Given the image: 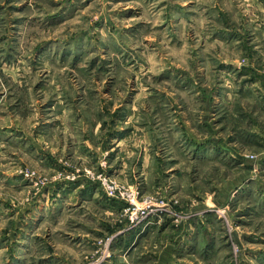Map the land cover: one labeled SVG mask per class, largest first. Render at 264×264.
Returning <instances> with one entry per match:
<instances>
[{
    "label": "rangeland",
    "instance_id": "obj_1",
    "mask_svg": "<svg viewBox=\"0 0 264 264\" xmlns=\"http://www.w3.org/2000/svg\"><path fill=\"white\" fill-rule=\"evenodd\" d=\"M262 23L264 0H0L23 137L0 145V264H264ZM103 178L164 210L133 224Z\"/></svg>",
    "mask_w": 264,
    "mask_h": 264
},
{
    "label": "built area",
    "instance_id": "obj_2",
    "mask_svg": "<svg viewBox=\"0 0 264 264\" xmlns=\"http://www.w3.org/2000/svg\"><path fill=\"white\" fill-rule=\"evenodd\" d=\"M103 184L108 190L110 196L116 197L118 195L117 197H120L129 204L130 219L133 224L141 223L152 215V213L164 210L163 206H154V203L149 198H146L142 203H139L137 200L139 192L137 191L119 187L114 182H109L104 178ZM109 242H111V240Z\"/></svg>",
    "mask_w": 264,
    "mask_h": 264
},
{
    "label": "crops",
    "instance_id": "obj_3",
    "mask_svg": "<svg viewBox=\"0 0 264 264\" xmlns=\"http://www.w3.org/2000/svg\"><path fill=\"white\" fill-rule=\"evenodd\" d=\"M264 23H262V25H263ZM256 29V28H255ZM258 30V29H257ZM261 32H262V30H260ZM26 35V34H25ZM226 35H228V33H226ZM259 46H254V47H252L251 48V50H252V54L253 53H258V52H260L259 51ZM255 55V54H254ZM222 63H225V65L227 66V65H229L230 63L229 62H224V61H222V62H220V64H222ZM208 65H209V62H208ZM9 78H11V81L14 83V84H17L18 82H17V77H9ZM13 109V108H12ZM20 131L21 130H19V128L17 127V126H15V124L13 123V121H11L8 125H6V126H2L1 128H0V145L2 144L3 145V148H6V144H8V143H10V141H12L11 143H13V144H16L17 142H19L20 140H22L23 139V137L22 136H20ZM28 137V136H27ZM87 142V141H86ZM85 142V143H86ZM0 148H1V146H0ZM8 152V151H7ZM0 154H5V152L3 153L2 151L0 152ZM125 171H127V170H125V168H124V170H119V172H120V174L122 173H125ZM126 175V174H125ZM128 177V176H127ZM127 177H125V178H127ZM151 225H153V224H151ZM149 226L148 225H145V226H141L138 230H139V233L138 234H143L144 233V231H145V229H146V231H147V229H149L148 228ZM136 229V228H135ZM131 246V245H130ZM129 248L130 247H128V250H129Z\"/></svg>",
    "mask_w": 264,
    "mask_h": 264
}]
</instances>
